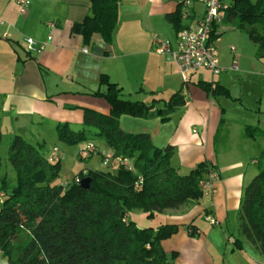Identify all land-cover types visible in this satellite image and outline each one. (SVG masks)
Segmentation results:
<instances>
[{
	"label": "crops",
	"instance_id": "1",
	"mask_svg": "<svg viewBox=\"0 0 264 264\" xmlns=\"http://www.w3.org/2000/svg\"><path fill=\"white\" fill-rule=\"evenodd\" d=\"M119 1L112 41L106 43L93 34L85 45L71 28L90 15L89 0H27L26 16L19 13L15 0H0V122H22L38 131H53L66 123L78 131L85 109L106 116L110 112L104 99L93 96L105 91L99 85L105 75L121 89L122 99L153 106L145 119L121 116L119 125L124 132L147 134L159 149L171 146L170 163L180 175H187L202 162L214 167L210 189L197 204L164 214L166 224L178 226V232L161 243L166 254H176L171 264H225V256L232 252L231 257H236V250L247 251L261 262L249 245L242 242L240 249L229 245L231 236L241 240L236 215L242 191L258 173L250 166L258 164L264 151V59L256 58V46L243 37L221 41L226 28L229 33L236 32L222 22L216 44L222 72L206 80L202 74L195 78L198 73H209L199 70L183 84L175 65L152 48L156 36L177 50L179 33L166 16L176 11L181 0ZM203 13V6L193 3L187 15L181 13L183 29L194 26ZM25 39L36 43L34 51L27 50ZM233 60L237 70L230 69ZM239 79L256 86L250 99L245 93L234 92ZM199 84H211L218 91L210 96ZM176 93L183 104L162 123L155 113ZM246 127L255 130L254 138L244 136ZM54 149L57 155L59 150ZM108 152L112 153H102ZM208 218L215 225H210ZM190 224L197 228L194 238L188 236ZM231 228L234 231L228 234Z\"/></svg>",
	"mask_w": 264,
	"mask_h": 264
},
{
	"label": "trees",
	"instance_id": "2",
	"mask_svg": "<svg viewBox=\"0 0 264 264\" xmlns=\"http://www.w3.org/2000/svg\"><path fill=\"white\" fill-rule=\"evenodd\" d=\"M90 15L72 25L71 33L87 45L93 34L110 43L118 24L119 0H89ZM182 5L166 16L173 30H183ZM222 22L243 33L256 46L255 56L264 59V0H232L223 11ZM104 92L93 96L104 99L109 114L83 111L82 128L68 124L55 127L58 138L68 146L89 142L88 133L100 140L113 156L127 158L133 171L116 168L89 171L65 186L54 185L59 160H48L19 135L9 145L8 162L15 172L10 183L2 174L0 159V256L8 264H171L176 254H166L161 243L178 232L174 224L157 228H138L127 214L138 210L151 220L167 211L192 207L202 198L201 183L214 167L207 162L180 175L171 165V146L155 147L147 134H128L119 125L123 115L145 119L152 105L122 99L121 89L105 75L100 77ZM206 94L216 95L211 84L198 85ZM183 104L174 94L156 111L162 123L174 108ZM254 129L246 127L244 136L254 138ZM1 141V131H0ZM264 161V151L258 157ZM89 178L88 190L75 180ZM141 181L135 187V185ZM237 234L264 258V167L243 188L236 215ZM188 236H197V228L186 227ZM26 235L22 242L20 236Z\"/></svg>",
	"mask_w": 264,
	"mask_h": 264
},
{
	"label": "rangeland",
	"instance_id": "3",
	"mask_svg": "<svg viewBox=\"0 0 264 264\" xmlns=\"http://www.w3.org/2000/svg\"><path fill=\"white\" fill-rule=\"evenodd\" d=\"M253 1V0H250ZM224 4L229 5L231 4L232 0H224ZM222 36H221V41L227 40V38L235 39L243 37L245 40L247 39V36L243 33H240L236 31L235 33H229L230 31L226 28L224 31H222ZM240 36V37H238ZM240 40V39H238ZM237 40V41H238ZM242 40V39H241ZM219 41V38H218ZM250 46H255L253 45L250 41H246ZM245 42V43H246ZM248 51V50H247ZM203 75V79H211L210 73H198L195 78L200 77V75ZM216 77V76H215ZM194 78V80H195ZM255 85L252 83L248 82H243L242 79H239L235 84H234V92H239V93H245L248 95V99L251 98V89H255ZM159 98L161 96H158ZM168 97V96H166ZM164 97V98H166ZM247 99H245L246 101ZM151 118V117H150ZM151 120V119H149ZM22 122L15 124L14 122H10L9 120L3 119L2 122H0V131H1V141H0V159H1V166H2V174L1 176H5L7 180L10 183H13L15 180V172L11 168L9 162H8V150H9V145L12 141V138L14 137L15 134L19 135L23 139H25L27 142L32 144L35 147H38L40 153L47 158L48 160H53L54 155L55 157H59V170H58V177L54 180V185H64L67 183L72 182V180L78 176L82 175L85 176L90 170L91 171H105V167L101 163V158L100 154L94 155L89 159H83L79 157L78 155V145H72L68 146L65 145L57 135V132L55 130H50L43 128L42 130H34L33 128L27 127L23 124ZM131 127L136 126L135 124H131ZM15 129V133L13 134V131ZM88 141L92 142L94 146H97L100 151L99 153L102 152H107L109 151L104 144L97 138H95L92 133H88L87 136ZM80 145V144H79ZM57 147L59 152L58 154H54V148ZM109 153V152H108ZM222 161L225 160L223 156L219 157ZM261 167H264V161H258V164L256 165H251L250 169L253 170L254 172H258ZM1 198V195H0ZM206 200H203V202ZM127 219L129 221H132L135 223V225L140 228H157L159 225H162L165 223V215H156L153 219L148 220L145 217V214H143L141 211L134 210L131 211L130 213L127 214ZM234 231V229H230L228 234H231ZM235 235V234H234ZM237 235V234H236ZM26 235L22 234L20 236V240L24 242L26 240ZM235 236H231V242H230V249L234 248L233 242ZM236 248V247H235ZM229 249V250H230ZM237 249V248H236ZM254 251V250H253ZM238 255L236 257H231V253L229 255L227 254L225 256L226 262L225 264H264V258H262L257 252L254 251V254L258 256V258H261V262H256L255 259L252 258L253 255H251L247 251H239L236 250ZM234 253V252H233ZM228 258H232L233 261ZM228 262V263H227ZM0 264H8V261L0 256Z\"/></svg>",
	"mask_w": 264,
	"mask_h": 264
},
{
	"label": "built area",
	"instance_id": "4",
	"mask_svg": "<svg viewBox=\"0 0 264 264\" xmlns=\"http://www.w3.org/2000/svg\"><path fill=\"white\" fill-rule=\"evenodd\" d=\"M15 2L19 8V13L22 16H26L28 9L27 0H15ZM193 3L203 6V16L194 26L185 28L179 32L177 50H172L168 41L156 36L152 37L153 51L166 57L175 65L183 84H188L189 75L199 70H205L213 77L220 74L223 70L218 64L216 44L218 41L217 29L222 24V14L227 6L222 3V0H181L180 5H182V9L184 10V16L187 15V11ZM49 27H52V24H49ZM24 42L29 52L35 50L36 43L33 40L25 39ZM230 52L234 55L235 50L231 48ZM230 69L237 70L236 60L232 61ZM54 152L56 153L57 150L54 149ZM97 154H100V161L105 168H122L133 171L132 164L127 158L115 157L112 153H99L91 142L84 143L78 152L79 157L83 159H89ZM213 178L214 173H210L207 180L201 183L200 187L203 194H207L209 191ZM75 181L79 182L78 179ZM139 183L141 181H138L135 187ZM207 221L210 225H215V221L212 218H208Z\"/></svg>",
	"mask_w": 264,
	"mask_h": 264
},
{
	"label": "water",
	"instance_id": "5",
	"mask_svg": "<svg viewBox=\"0 0 264 264\" xmlns=\"http://www.w3.org/2000/svg\"><path fill=\"white\" fill-rule=\"evenodd\" d=\"M90 184V179L89 178H83L79 181L78 185L82 190H88Z\"/></svg>",
	"mask_w": 264,
	"mask_h": 264
}]
</instances>
